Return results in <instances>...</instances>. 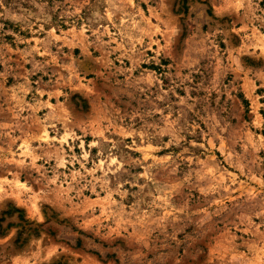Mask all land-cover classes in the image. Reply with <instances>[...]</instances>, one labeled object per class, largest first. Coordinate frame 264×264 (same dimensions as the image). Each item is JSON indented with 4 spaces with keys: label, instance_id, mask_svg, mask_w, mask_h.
<instances>
[{
    "label": "rangeland",
    "instance_id": "obj_1",
    "mask_svg": "<svg viewBox=\"0 0 264 264\" xmlns=\"http://www.w3.org/2000/svg\"><path fill=\"white\" fill-rule=\"evenodd\" d=\"M0 264H264V0H0Z\"/></svg>",
    "mask_w": 264,
    "mask_h": 264
}]
</instances>
